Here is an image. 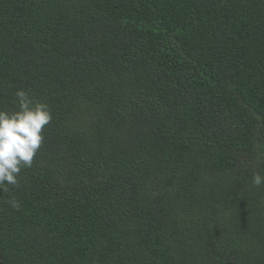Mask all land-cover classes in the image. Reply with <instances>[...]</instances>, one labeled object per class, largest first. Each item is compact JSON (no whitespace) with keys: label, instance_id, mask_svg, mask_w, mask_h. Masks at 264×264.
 <instances>
[{"label":"trees","instance_id":"trees-1","mask_svg":"<svg viewBox=\"0 0 264 264\" xmlns=\"http://www.w3.org/2000/svg\"><path fill=\"white\" fill-rule=\"evenodd\" d=\"M18 90L53 118L0 264H264V0H0Z\"/></svg>","mask_w":264,"mask_h":264},{"label":"clouds","instance_id":"clouds-1","mask_svg":"<svg viewBox=\"0 0 264 264\" xmlns=\"http://www.w3.org/2000/svg\"><path fill=\"white\" fill-rule=\"evenodd\" d=\"M15 97L17 109H0V191L19 186L21 172L33 166L45 139L43 131L53 118L49 105L35 102L28 92L18 90ZM251 184L264 185V175L253 174ZM6 203L14 210L21 206L14 196Z\"/></svg>","mask_w":264,"mask_h":264}]
</instances>
